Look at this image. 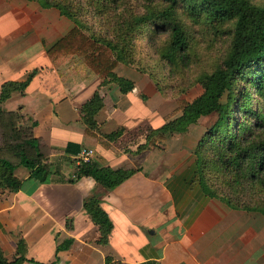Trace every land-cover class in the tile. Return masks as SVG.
I'll return each instance as SVG.
<instances>
[{"label": "crops", "instance_id": "obj_1", "mask_svg": "<svg viewBox=\"0 0 264 264\" xmlns=\"http://www.w3.org/2000/svg\"><path fill=\"white\" fill-rule=\"evenodd\" d=\"M72 28L54 8L0 0V85L35 72L22 92L0 102V110L35 122L33 136L45 144L49 159L47 182L29 179L19 166L12 175L20 189L0 193L2 258L22 256L21 264H264L263 216L205 194L189 130L137 150L147 130L165 122L157 113L151 118L149 106L155 110L163 102L145 75L117 63L113 75L133 86L124 94L109 78L71 87L58 76L45 52ZM94 93L101 107L89 129L80 108ZM66 144L74 146L64 153ZM83 150L101 167L133 173L112 189L91 178L67 183ZM91 198L110 224L104 244L83 209ZM14 236L24 245L22 255Z\"/></svg>", "mask_w": 264, "mask_h": 264}, {"label": "trees", "instance_id": "obj_2", "mask_svg": "<svg viewBox=\"0 0 264 264\" xmlns=\"http://www.w3.org/2000/svg\"><path fill=\"white\" fill-rule=\"evenodd\" d=\"M29 1L36 2L43 8H54L73 23V28L69 33L45 52L61 79H63L62 70L65 68L63 66L67 63L76 65L79 71L90 74L92 77L104 81L109 78L122 94L132 89L131 82L116 78L112 73L117 63L128 66L129 64L125 63V59L128 60V57L121 56L120 52L116 55L113 54L114 44L96 42L93 38L82 33L68 13L71 8L70 0ZM111 2L115 6L105 7H109V11L112 9L113 12H116L118 8L116 1L112 0ZM161 2L167 6L161 12L155 13L154 17L159 18L160 27L168 33V48L170 50L169 56H167L168 63L174 59L181 69H187L190 60L181 23L173 18L175 8L195 22L202 21L214 27L230 23V44L227 55L220 64L210 73L199 78L200 95L189 103L182 99H176L175 113H180V115L172 120L165 119V123L156 130H149L145 136L144 145L139 146L137 150H143L146 146L151 147L156 141H162L172 134L184 133L200 117L215 113L217 120L212 129L203 133L194 149L197 180L201 189L208 196L219 199L229 207L256 211L264 218V120L256 119L250 127L239 133V125L235 122L229 128L228 108L219 103V99L225 92L230 95L229 101H231L234 87L237 83L244 82L249 87L255 88L264 110V8L253 6L245 0H161ZM93 7L92 11H95L97 15L103 14V11L101 12L103 6ZM34 75L35 72H31L23 82L1 84L0 102L6 100L12 92H22ZM146 76L148 75L146 74ZM245 91L244 87L240 90L242 99ZM243 106L241 104L236 108V114ZM100 107L101 99L94 93L80 108L81 119L89 129H93L92 118ZM21 119L28 121L18 111L6 113L0 110V123L5 122L9 133L15 136L14 144L6 147L4 153L0 152V192L16 193L20 189L21 182L12 175L13 170L19 166L29 171V179L35 180L38 184L47 182L46 178L49 174V164L46 160L48 159V150L42 140L33 136L32 130L36 125L35 122L29 121L28 128H16V124ZM117 135L118 132L106 135L104 138L112 139ZM215 140L217 142L215 153L223 173L229 179L245 180L247 190L253 192L254 202L247 201L243 205L237 200L223 196L219 198L215 192H210L200 181L198 170L199 167L201 168L200 163H203L202 159H205L202 157L204 153L201 151L203 144H211ZM71 146L74 145L66 144L64 153H67ZM99 162L98 158H94L89 162L75 165L73 177L67 180V183H75L81 178H91L101 187L112 189L133 173L132 171L101 167ZM83 209L98 228L99 243L104 244L110 229L107 216L99 209L97 201L92 198L83 204ZM23 247L22 241L17 240V255H22ZM65 247H59L56 251ZM24 261L22 256H17L7 262L0 255V264H21ZM105 264L119 263L108 260L105 261Z\"/></svg>", "mask_w": 264, "mask_h": 264}, {"label": "rangeland", "instance_id": "obj_3", "mask_svg": "<svg viewBox=\"0 0 264 264\" xmlns=\"http://www.w3.org/2000/svg\"><path fill=\"white\" fill-rule=\"evenodd\" d=\"M111 1L70 0L71 8L68 13L82 33L93 38L96 42L114 44L115 51L112 53L116 55L120 52L121 56L128 57V60L124 58L125 63L129 64L127 67L145 76L148 75L146 77L156 87L163 102L155 110L154 107L149 106L152 119L156 117V113L164 121L178 117L180 113H175V100L182 99L189 103L198 97L201 93L199 78L214 70L226 57L230 44L231 24L214 27L202 21L195 22L175 8V17L173 16V18L181 23L190 57L187 69H181L174 59L171 63L167 62V56L170 53L168 33L160 27L159 18L154 17V14L161 12L167 4L162 3L161 0H114L118 8L116 12H113L112 9L109 11V7H105L115 6ZM245 1L253 6L264 8V0ZM93 6H103L101 10L103 14L97 15L95 11L93 12ZM63 68L64 81L71 87L75 84L88 83L95 78L79 71L74 64L66 63ZM242 87L246 90L243 99L240 97ZM231 96L232 100L229 101L231 97L225 92L219 99V103L228 108L229 128L235 122L239 125V133H241L250 127L256 119L264 120L262 103L254 87L239 82L234 87ZM241 104L244 106L236 114L235 110ZM216 120L217 115L212 113L206 117H200L190 125L185 132L189 130L187 139L189 138L191 145L198 141L203 133L209 132ZM29 126L30 122L23 119L16 124L17 129ZM174 135L177 134L171 136L175 137ZM14 137L9 133L5 122L0 123V152L4 153L6 147L14 144ZM221 139L219 138V140ZM216 140L211 144H203L201 151L204 153L202 157L205 159H202L203 163H200L201 168L199 167L198 170L200 181L210 192H215L219 198L223 196L237 200L242 204L247 201L254 202L253 192L247 190L245 180L229 179L223 173L215 153ZM14 237L16 242L20 240L18 236Z\"/></svg>", "mask_w": 264, "mask_h": 264}, {"label": "built area", "instance_id": "obj_4", "mask_svg": "<svg viewBox=\"0 0 264 264\" xmlns=\"http://www.w3.org/2000/svg\"><path fill=\"white\" fill-rule=\"evenodd\" d=\"M91 151L89 150H83L82 152L79 153V155L76 158L75 165H78L80 163H86L91 160Z\"/></svg>", "mask_w": 264, "mask_h": 264}]
</instances>
